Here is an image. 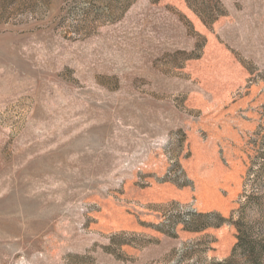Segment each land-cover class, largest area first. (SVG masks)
<instances>
[{"label": "rangeland", "instance_id": "1", "mask_svg": "<svg viewBox=\"0 0 264 264\" xmlns=\"http://www.w3.org/2000/svg\"><path fill=\"white\" fill-rule=\"evenodd\" d=\"M0 264H264V0H0Z\"/></svg>", "mask_w": 264, "mask_h": 264}, {"label": "crops", "instance_id": "2", "mask_svg": "<svg viewBox=\"0 0 264 264\" xmlns=\"http://www.w3.org/2000/svg\"><path fill=\"white\" fill-rule=\"evenodd\" d=\"M189 16H192V18H194V20H195V22L198 24V26L200 27V28H208L209 26H208V22H207V20L206 21H202V20H200V18L193 12V11H191L190 9H189V11L188 12H186ZM177 195H179V196H182L183 198L184 197H188V195H189V192L188 191H181L180 193H177ZM220 195V194H219ZM220 197L224 200V201H226V199L223 197V196H221L220 195ZM226 203H227V201H226ZM227 206H228V203H227ZM199 208H201V207H199ZM227 207H225V208H219V207H209V208H201V209H203L204 211H209V210H212V209H218V210H225Z\"/></svg>", "mask_w": 264, "mask_h": 264}]
</instances>
